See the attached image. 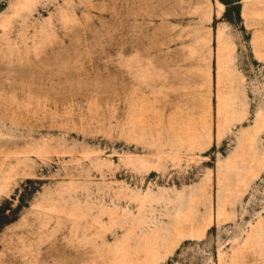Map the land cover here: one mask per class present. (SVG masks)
<instances>
[{
	"label": "rangeland",
	"instance_id": "374dc122",
	"mask_svg": "<svg viewBox=\"0 0 264 264\" xmlns=\"http://www.w3.org/2000/svg\"><path fill=\"white\" fill-rule=\"evenodd\" d=\"M0 264H264V0H0Z\"/></svg>",
	"mask_w": 264,
	"mask_h": 264
}]
</instances>
